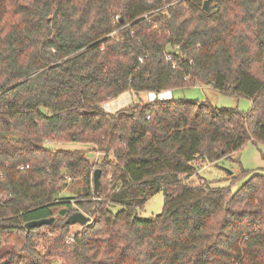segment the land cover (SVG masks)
<instances>
[{
    "label": "trees",
    "instance_id": "1",
    "mask_svg": "<svg viewBox=\"0 0 264 264\" xmlns=\"http://www.w3.org/2000/svg\"><path fill=\"white\" fill-rule=\"evenodd\" d=\"M199 85L252 109L102 107ZM249 142L264 144V0H0V264H264V175L236 193L200 176ZM76 180L74 204L60 195ZM159 191L163 212L138 219ZM81 211L90 224L73 233Z\"/></svg>",
    "mask_w": 264,
    "mask_h": 264
},
{
    "label": "rangeland",
    "instance_id": "2",
    "mask_svg": "<svg viewBox=\"0 0 264 264\" xmlns=\"http://www.w3.org/2000/svg\"><path fill=\"white\" fill-rule=\"evenodd\" d=\"M168 92V91H166ZM172 97L175 99L196 100L199 102L209 103L216 108L223 109H237L241 112L248 113L253 106L252 100L244 96H234L221 93L212 86L199 85L191 88H182L171 91ZM162 94V93H161ZM152 95H159L157 93H142L137 96H132L129 103L147 102L151 99ZM162 100L159 96V98ZM168 99V98H167ZM47 148H62V149H78L85 150L86 145L82 144H62L48 141L44 144ZM91 147V146H90ZM88 158L91 162L101 161L103 154L98 152H89ZM233 159H222L218 162L209 164L206 163L201 166L200 176L212 183L213 187H231L233 193H236L253 175H264V144L249 142L242 150L235 153ZM243 172H249L250 175H242ZM234 177L239 179L234 180ZM93 179V177H92ZM197 181V177L192 178ZM86 185L81 180L69 181L61 192L62 199L80 198V195L86 191ZM165 206V196L163 191H159L151 197L143 209L137 212V217L140 220H149L153 217L160 215ZM122 207L116 206L113 208L114 213H118ZM90 217L86 212L81 211ZM91 218V217H90ZM81 226L74 225L71 232H77Z\"/></svg>",
    "mask_w": 264,
    "mask_h": 264
},
{
    "label": "water",
    "instance_id": "3",
    "mask_svg": "<svg viewBox=\"0 0 264 264\" xmlns=\"http://www.w3.org/2000/svg\"><path fill=\"white\" fill-rule=\"evenodd\" d=\"M208 9V2H205L204 4V10ZM101 179H102V170L97 169L94 172L93 175V187H94V194L99 195L100 190H101ZM60 215L62 217H65L67 215V209H63L60 211ZM90 217H88L86 214L83 212H75L68 216L66 223L69 225H79L81 227H85L90 224ZM55 222V218H49V219H42V220H37L33 221L31 223L26 224V229H32V228H40L42 226H50Z\"/></svg>",
    "mask_w": 264,
    "mask_h": 264
},
{
    "label": "crops",
    "instance_id": "4",
    "mask_svg": "<svg viewBox=\"0 0 264 264\" xmlns=\"http://www.w3.org/2000/svg\"><path fill=\"white\" fill-rule=\"evenodd\" d=\"M142 94V93H140ZM140 94H135L133 92H126L124 94H122L121 96H119L118 98L111 100L109 102H106L102 105L103 109L105 111H107L108 113H112L115 114L121 110L127 109L130 106H132L134 103H129L128 101L132 100V96H137ZM172 92L168 91V92H163L162 94H159L157 97L156 95H152L151 99L147 102H152L155 101V98H159V96L161 98H163L162 100H168V99H172ZM168 98V99H167ZM145 102V103H147ZM67 144H72V143H67ZM90 147L86 146V150H88ZM71 149V148H70Z\"/></svg>",
    "mask_w": 264,
    "mask_h": 264
},
{
    "label": "built area",
    "instance_id": "5",
    "mask_svg": "<svg viewBox=\"0 0 264 264\" xmlns=\"http://www.w3.org/2000/svg\"><path fill=\"white\" fill-rule=\"evenodd\" d=\"M170 59V58H169Z\"/></svg>",
    "mask_w": 264,
    "mask_h": 264
}]
</instances>
